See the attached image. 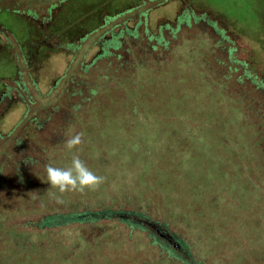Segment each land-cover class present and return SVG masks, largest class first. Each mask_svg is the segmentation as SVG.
Instances as JSON below:
<instances>
[{"label": "rangeland", "instance_id": "obj_1", "mask_svg": "<svg viewBox=\"0 0 264 264\" xmlns=\"http://www.w3.org/2000/svg\"><path fill=\"white\" fill-rule=\"evenodd\" d=\"M138 1L80 0L66 11L64 32L72 40L82 37L101 13ZM190 2L227 22L248 48L246 58L253 56L259 80L264 77V0ZM185 7L171 0L153 8L146 22L139 17V35L147 30L159 37V26L174 25ZM36 12L40 18L45 13ZM136 22L134 17L132 24ZM10 25L18 46L30 50L27 69L39 94L53 89L46 100L39 96L27 114L41 123L37 131L23 119L20 104L0 121L2 133L15 128L10 142L0 140V156L18 176L21 165L5 149L40 163L48 152L47 165L60 168L69 167L78 154L104 182L95 191L61 195L48 184L44 168H29L41 174L42 180L35 177L37 189L30 182V189L22 190L13 177L0 189V264H182L155 245L147 231L116 220L55 229L34 226L58 212L104 209L148 215L185 242L199 264H264V88L245 76L249 69L229 63L227 46L218 47L217 36L192 22L183 24L173 40L161 29V37L171 42L168 56L151 52L142 58L146 62L131 61L128 67L120 49L114 55L122 60L111 57L82 73L90 83L86 87L79 83L80 66L98 51L93 39L87 41L88 50L71 60L70 54H52L54 37L46 42L37 30ZM7 37L14 39L12 33ZM43 50L50 54L42 56ZM64 72L74 74V84L80 85L66 83V78L52 87ZM13 75V69L0 67L3 81ZM97 75L111 81L98 77L101 85L94 82L87 104L83 99ZM30 93L35 99V92ZM76 133H83L82 150L69 152L62 142ZM53 141H59L56 148L50 146Z\"/></svg>", "mask_w": 264, "mask_h": 264}, {"label": "trees", "instance_id": "obj_2", "mask_svg": "<svg viewBox=\"0 0 264 264\" xmlns=\"http://www.w3.org/2000/svg\"><path fill=\"white\" fill-rule=\"evenodd\" d=\"M78 1L80 0H0V67L14 70L13 77L9 78L7 82L0 79L1 122L5 116L11 112L15 104H20L25 107V113L22 116L23 119L28 121L32 128L37 131L41 127V123L36 122V118H31V115L27 116V114L30 112L32 104H34L39 96H42V98H45L44 100H46L51 92V89H53H49L42 95L39 94L37 87L38 84L36 80L30 76L27 69V64H29L31 58L30 50L26 47L20 45L18 46L19 41L13 33V27L10 25V23L13 22L26 29V31L37 30V33L43 36L46 42L49 38H51V36L54 37L55 53L52 54H70L71 60L76 56L83 54L84 50H88L89 47H87V41L93 39L92 45L97 46L98 51L88 64H81L80 66V78H82V80L79 81V83L86 87H88L90 83L83 81L85 78L82 73H86L89 68L95 66L98 62L106 61L108 63L111 57L116 60H122V55H114V53L120 49L128 59V67H130L131 61H142V58H147L150 56L151 52L159 51L160 53L158 55L162 58L168 56L169 54L166 53V48L171 50V42L165 41L161 37V29L167 30L171 34V39L173 40L175 34L180 31L183 24L185 25V23L192 22L193 25L198 27L200 30H210L212 36H217L218 41L216 43L218 47L223 48L227 46L229 63L243 67L245 70L249 69L250 72L248 70L244 72L245 76L253 79V82L257 83L256 85L264 88V77H260L259 80L255 71H253L254 67L251 65L255 62V60L253 56L249 55L246 58L248 48L243 44L241 37L237 33L230 30L227 22L219 15L193 6L190 0H179L186 6L184 8V15L179 16L174 25H171L168 22L161 24L159 26L160 28H158L159 37L149 34L147 30H145L143 34L139 35L137 31L138 26L141 24L139 17H143L146 22L148 12H150L153 8L156 9L160 6L168 4L171 0H139L134 5L110 12L112 14L109 12L104 14L101 13L95 26L86 31L82 37L72 40L70 39L71 37L69 38V35L67 36L64 32L65 24L67 23L64 15L68 8L71 6L73 7V5L78 3ZM148 3L155 4L147 6L146 4ZM37 10L45 11L41 18L36 12ZM134 17L138 18V22H136V24H132ZM8 33L13 34V40H10L7 37ZM138 52L140 53L138 54ZM47 54H50L47 50L42 51V56H47ZM131 55L134 57V60L131 59ZM241 55H245L244 60H241ZM152 60H154V58H152ZM146 61L147 60L142 62ZM229 70H232L231 67H229ZM233 70L236 71L235 69ZM70 75L71 73L64 72L55 81V84L52 87L56 88L59 83L61 81L64 82V79L66 78V83L74 84V74ZM98 77L111 81L108 77L97 75L96 81H93V86L89 89V97L84 98V101L87 102V100H91L90 93L94 92V82H98V86L101 85L98 81L100 78ZM8 83L11 85H8ZM80 84L76 82V85ZM76 85L74 84L75 87ZM30 91L35 92V99L31 96L32 93H30ZM66 92H68L70 96L72 95L70 87L68 89L66 88ZM13 98L15 101H13ZM76 113L77 112L75 110V114ZM76 117L77 115L74 116L75 119L73 123H77ZM14 129L15 128L11 129L9 132L2 133L0 128V140L6 139L7 142H10L11 138L9 136L14 132ZM6 141L5 143H7ZM17 145L20 146V143L18 142ZM58 145L59 141H53L50 144L52 148H56ZM45 151L46 150L43 148L42 152L46 153ZM4 152L8 153V158L15 160L16 165H18L16 162L18 161L21 168L18 169L19 175L17 176L15 167L8 168V161L5 160L6 157L2 158L0 156V159H3L0 161V181L2 180V182H0V189H3L4 185H8V181H10L13 177L16 179L18 184L17 186L22 190L30 189V182H32L37 189L39 182L35 177L39 176L40 180H42L40 176L41 174L37 175L34 170L29 168L34 165V169H45L47 162H51L48 152L47 160L44 159L42 163L29 157L19 159L16 155L7 151V149H5ZM105 220H116L129 228L147 231L148 233L149 230L146 227L147 224L152 221L148 215L142 212L127 209H104L100 211L86 210L82 212H58L42 217L38 222H35L34 226L39 229H55L81 224H88L90 226L95 225L99 221ZM149 236L154 241L155 245H158L163 251H165L166 255L171 259L179 261L182 264H199V262L196 260L194 262L190 258L191 251L187 244L181 240L179 241L176 236L174 237L180 243L185 255H178L174 250L164 245L163 242H161L154 235L149 233Z\"/></svg>", "mask_w": 264, "mask_h": 264}, {"label": "clouds", "instance_id": "obj_3", "mask_svg": "<svg viewBox=\"0 0 264 264\" xmlns=\"http://www.w3.org/2000/svg\"><path fill=\"white\" fill-rule=\"evenodd\" d=\"M83 133L70 135L65 141L64 146L69 152H79L82 149ZM47 181L51 188L64 193H85L95 191L104 182V177L92 172L79 155L71 157V165L66 168L54 167L51 164L45 166Z\"/></svg>", "mask_w": 264, "mask_h": 264}, {"label": "flooded vegetation", "instance_id": "obj_4", "mask_svg": "<svg viewBox=\"0 0 264 264\" xmlns=\"http://www.w3.org/2000/svg\"><path fill=\"white\" fill-rule=\"evenodd\" d=\"M146 228L149 230L150 234L157 237L161 242H163L164 245L174 250L175 253H177L178 255L180 254L185 255V253L181 248L180 243L165 228L152 221L147 224Z\"/></svg>", "mask_w": 264, "mask_h": 264}]
</instances>
